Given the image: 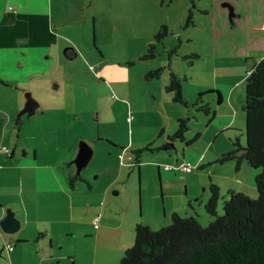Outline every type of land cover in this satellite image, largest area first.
Segmentation results:
<instances>
[{"label":"crops","instance_id":"obj_1","mask_svg":"<svg viewBox=\"0 0 264 264\" xmlns=\"http://www.w3.org/2000/svg\"><path fill=\"white\" fill-rule=\"evenodd\" d=\"M87 7L85 0H0V264H66L60 253L63 239L76 232V198L94 194L99 200L97 191L105 198L101 201L105 204L101 219L109 214L107 205L113 203L114 197L137 194L141 215L132 217L131 230L140 222L154 228L167 225L174 212H196L202 217L214 185L221 197H227L230 189L257 195L254 173L246 159L222 160L235 147L232 136L243 130L237 123L238 119L245 121L244 87L251 63L242 58H215L211 45L205 49L193 47L184 53L200 55L190 66L181 58L178 69H172L184 77L182 89L186 98L194 101L201 91L210 89L221 93L220 104L207 97L215 112L207 114L175 100L174 93L166 89L170 81L168 72L158 79L145 78L148 70L163 66L164 61L155 65L134 59L133 64H142L129 76L136 84L133 92L124 91L130 99L126 119L132 113L134 117L128 121L133 128L144 129L143 135L138 140L134 135L122 140L102 133L101 138L99 126L97 138L92 132V108H88L90 90L87 85L74 82L78 73L73 66L78 59L90 81L98 77L92 69L91 61L96 58L89 47L88 30L84 29V38L73 35V24L84 18L82 26L86 25ZM178 18L184 20L185 15ZM175 34L184 38L181 31ZM80 77L86 81L85 73ZM123 80L125 76L119 83L121 89H126ZM62 90L66 94L64 101L70 102H61L52 95H60ZM28 92L37 103L31 113L25 109ZM109 92L105 82L98 97L101 116L105 108L103 98H108ZM74 97L80 99L78 111ZM62 111H66L65 116ZM25 113L32 123L36 122L30 138L21 137L16 131ZM190 113L193 115L187 142L176 141L177 153L174 147L162 149L173 141L171 137L180 119ZM85 143L91 145V150L79 170L76 159ZM151 143L157 150L146 154L138 167L131 166L127 157L131 149ZM3 146L11 151L3 150ZM123 147L128 151L124 163L119 157ZM187 162L195 166L192 172L165 168L167 164ZM100 179L105 182L98 189ZM10 211L19 220L14 232L7 230ZM9 243L13 249L7 247ZM67 259L78 264L75 257Z\"/></svg>","mask_w":264,"mask_h":264},{"label":"trees","instance_id":"obj_2","mask_svg":"<svg viewBox=\"0 0 264 264\" xmlns=\"http://www.w3.org/2000/svg\"><path fill=\"white\" fill-rule=\"evenodd\" d=\"M202 11L210 19L212 56L242 58L251 63L245 79V127L234 140L235 148L223 155L222 160L246 159L257 170V195L230 189L227 197H221L219 188L214 185L212 196L205 203L206 222L196 212H174L171 222L159 228L137 223L135 239L119 264H264V0H210L209 7ZM195 23L191 9L186 26ZM173 33L175 30L170 24H163L139 59L154 58L161 49L159 44L166 45L164 38ZM184 58L192 65L200 55L189 53ZM165 71L166 66L150 69L145 78H161ZM168 74L170 81L166 89L174 93L176 101L215 114L207 97L211 96L220 104V91H201L194 101H189L182 89L184 77L172 70ZM192 115L180 119L171 139L187 142ZM165 146L173 148L169 144ZM156 150L152 143L131 149V166L138 167L146 154Z\"/></svg>","mask_w":264,"mask_h":264},{"label":"rangeland","instance_id":"obj_3","mask_svg":"<svg viewBox=\"0 0 264 264\" xmlns=\"http://www.w3.org/2000/svg\"><path fill=\"white\" fill-rule=\"evenodd\" d=\"M85 1L89 11L88 20L85 26H82L84 18L80 23L73 24V35L84 38V29L88 30L89 47L96 58V60L91 61L94 64L92 69L98 77L93 79L94 82L93 80L90 81L89 74L80 59L73 67L78 73L74 82L78 85H87L90 90V96L87 100L91 101L88 108H92L90 116L94 127L92 132H95V137L98 138V127L101 126V138L102 133H110L122 140L134 136V139L138 140L142 137L144 129L138 126L133 128L126 119L128 115L127 104H130V99L124 94V91L133 92L136 87L129 76L142 64L140 61L133 64L132 61L134 59L137 61L146 52L149 43L153 41L154 35L163 24H170L175 31H181L184 38L178 37L175 33V35H167L164 38L167 47L159 44L161 49L158 54L147 61H152L155 65L164 61L162 65L166 66L165 72L174 69V67L178 69V61L181 58L190 66L187 59L184 58L186 51H190L193 47L210 48V19L209 15L202 11V9L209 7L210 0ZM191 9L196 23L185 27ZM179 15L181 18L185 15V19L179 20ZM164 20L168 22L163 23ZM189 38L192 40H188ZM174 48H176L175 52H173ZM98 60L100 64H96ZM81 73L86 74V81L81 79ZM122 76H125L122 83L126 89H121V83H119ZM104 81L108 84L110 92L108 98H103L105 108L101 116L98 112V97L105 84ZM52 95L61 102H70L69 99L64 101L66 98L64 90L60 95L55 93ZM74 102H76L74 108L78 111L80 99L74 97ZM62 113V116L66 115V111H62ZM46 116L50 115L47 114ZM23 117V120L18 123L16 131L21 137L24 135L30 138L32 126H35L36 122L32 123L28 113H25ZM23 123L25 124L22 126ZM237 125H241L240 128H237L242 130L245 127V121L239 122L238 119ZM232 137L233 142L236 135ZM31 159L34 161L33 156ZM245 162L247 163V160ZM250 171L254 173L253 180L256 183L257 170L250 167ZM245 177L248 178L249 175L245 173ZM104 182V179L98 181V189ZM85 185L87 186V184ZM111 196H113L112 192ZM97 197L99 200H96L94 194L87 195L83 199L76 198L77 219L73 221L76 232L74 236L63 239V248L60 253L62 256L64 255L63 260L66 264H71V260L67 259L69 256L75 257L78 264H119L126 246L134 241L135 230L134 228L131 230L132 217H140L141 215L137 194L132 196L123 193L120 196H113V203L107 205L110 207L109 214H105L103 219H101V215L105 204H101V201H105V198L100 197L99 191H97ZM131 207H134L135 210H130ZM222 209L223 205L221 204L220 210ZM207 219L206 213H203L202 220L206 222ZM36 258L39 259V256Z\"/></svg>","mask_w":264,"mask_h":264},{"label":"water","instance_id":"obj_4","mask_svg":"<svg viewBox=\"0 0 264 264\" xmlns=\"http://www.w3.org/2000/svg\"><path fill=\"white\" fill-rule=\"evenodd\" d=\"M26 96H27V102L25 105V109H28L30 111V113L34 112L37 103L35 102L34 98L31 96V94L29 92H28V94L26 93ZM176 141H178V139H174L172 142H170V146L174 147L173 151L177 153V152H179V150L176 146ZM162 149L166 150V149H168V147L164 146V147H162ZM90 150H91V145L89 143L83 144L82 147L80 148L78 157L76 159V162L79 166V170H81L82 162L84 161V158L88 155ZM13 217H14L13 212L10 211L7 215V219H9V222H10V226L7 228V230L10 232H14L16 230L17 225L19 224V220H16Z\"/></svg>","mask_w":264,"mask_h":264},{"label":"built area","instance_id":"obj_5","mask_svg":"<svg viewBox=\"0 0 264 264\" xmlns=\"http://www.w3.org/2000/svg\"><path fill=\"white\" fill-rule=\"evenodd\" d=\"M134 115L131 113L129 116H128V120L131 121L133 119ZM3 150L7 151V152H10L11 149L7 146H3L2 147ZM123 151L119 154V157L120 159L122 160V162L124 163V158L126 156V152H128L126 149H122ZM128 157V160H129V164H133V154L130 152V154L127 156ZM165 168L168 169V170H173V169H181L185 172H192L193 169L195 168V166L190 163V162H187V163H183V164H179L177 166H174V165H171V164H167L165 165ZM7 247L9 249H13L14 246L12 243H9L7 244Z\"/></svg>","mask_w":264,"mask_h":264}]
</instances>
